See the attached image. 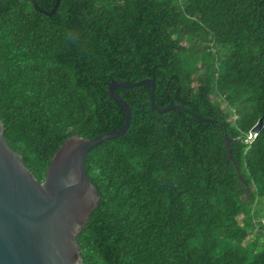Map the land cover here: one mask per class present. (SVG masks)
<instances>
[{"label":"trees","instance_id":"obj_1","mask_svg":"<svg viewBox=\"0 0 264 264\" xmlns=\"http://www.w3.org/2000/svg\"><path fill=\"white\" fill-rule=\"evenodd\" d=\"M151 78L168 109L116 88L129 127L86 155L82 264H264V0H0L3 139L39 182L68 138L122 127L112 81Z\"/></svg>","mask_w":264,"mask_h":264},{"label":"water","instance_id":"obj_2","mask_svg":"<svg viewBox=\"0 0 264 264\" xmlns=\"http://www.w3.org/2000/svg\"><path fill=\"white\" fill-rule=\"evenodd\" d=\"M30 1L35 11L52 16L60 0L55 1L50 12L39 8L35 0ZM140 84L150 87L153 111L168 109L158 110L153 103L154 78L134 84L112 81L108 94L123 110L122 127L89 139L68 138L52 157L43 182L34 178L22 158L7 145L0 122V264H82L77 236L99 201L86 176L85 158L99 143L125 134L131 110L114 90ZM261 127L262 118L251 128V134L258 133ZM224 138L230 158V140L226 135Z\"/></svg>","mask_w":264,"mask_h":264},{"label":"rangeland","instance_id":"obj_3","mask_svg":"<svg viewBox=\"0 0 264 264\" xmlns=\"http://www.w3.org/2000/svg\"><path fill=\"white\" fill-rule=\"evenodd\" d=\"M253 210H254V214H255V221L264 223V201H257L255 202V204L253 205ZM242 217H239V220H241ZM256 232L251 233L249 232L248 237L246 238L245 242L248 243L254 239H256L258 241V246L260 248L261 244H264V231L259 230L258 228H256ZM262 248V247H261ZM260 248V249H261Z\"/></svg>","mask_w":264,"mask_h":264},{"label":"clouds","instance_id":"obj_4","mask_svg":"<svg viewBox=\"0 0 264 264\" xmlns=\"http://www.w3.org/2000/svg\"><path fill=\"white\" fill-rule=\"evenodd\" d=\"M251 138V137H250Z\"/></svg>","mask_w":264,"mask_h":264}]
</instances>
